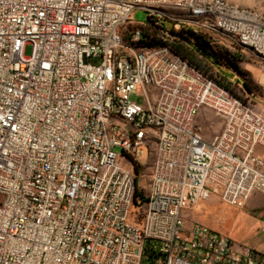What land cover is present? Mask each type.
Here are the masks:
<instances>
[{
	"label": "built area",
	"instance_id": "1",
	"mask_svg": "<svg viewBox=\"0 0 264 264\" xmlns=\"http://www.w3.org/2000/svg\"><path fill=\"white\" fill-rule=\"evenodd\" d=\"M181 30L251 52L264 96V0H0V264H264L188 221L264 197V118L174 53Z\"/></svg>",
	"mask_w": 264,
	"mask_h": 264
},
{
	"label": "rangeland",
	"instance_id": "2",
	"mask_svg": "<svg viewBox=\"0 0 264 264\" xmlns=\"http://www.w3.org/2000/svg\"><path fill=\"white\" fill-rule=\"evenodd\" d=\"M133 18L136 21L143 22L145 21V12L136 10ZM133 27L135 26L131 28ZM206 37L212 46V51L216 54L219 61L216 62L214 59L198 56L201 71H206L209 75H212L213 78L220 81L222 77H225L223 83L228 85L236 95L240 97L245 105L249 106L253 111L264 118V96L260 88L262 74L260 60L248 50L241 51L240 48L233 44L226 36L206 35ZM29 52L30 47L26 46L24 48V54L28 55ZM228 53L240 54V56H237L239 60L235 65L230 63L229 58H227ZM243 83H247L250 87V92L243 90ZM197 120L202 126V134L206 139L213 137L221 128L219 118L216 117L211 110H201ZM136 163L139 164L140 162L136 161ZM143 166L145 168V164L142 165L140 163V168ZM211 199H215V201L211 202ZM258 201H260L259 204H263L262 197H259L257 202ZM218 206L222 208L223 217L226 216L228 208L221 204L217 198L212 197L199 203L195 208L188 211V221H199L209 225V222L217 221V216L214 211Z\"/></svg>",
	"mask_w": 264,
	"mask_h": 264
},
{
	"label": "crops",
	"instance_id": "3",
	"mask_svg": "<svg viewBox=\"0 0 264 264\" xmlns=\"http://www.w3.org/2000/svg\"><path fill=\"white\" fill-rule=\"evenodd\" d=\"M244 6H251L249 1H240ZM262 197L263 204L257 202ZM215 199H211L214 202ZM217 221L209 222L207 226L218 229L228 235L231 239L244 243L258 252L264 253V197L259 193H252L250 197L232 211V217H223L220 206L214 211Z\"/></svg>",
	"mask_w": 264,
	"mask_h": 264
},
{
	"label": "trees",
	"instance_id": "4",
	"mask_svg": "<svg viewBox=\"0 0 264 264\" xmlns=\"http://www.w3.org/2000/svg\"><path fill=\"white\" fill-rule=\"evenodd\" d=\"M178 36L179 41L173 45V51L181 59L186 60L191 66L201 71L200 60L198 59V56H202L203 58L207 57L209 59H214L216 62L219 61L216 57V54L212 51V46L207 40L206 35L196 34L190 30H181L178 32ZM142 44L144 46L151 47L157 45L158 41L154 37H151L143 40ZM237 56H240V54L236 55V53H228L227 58H229L230 63L235 65L236 62L239 60ZM201 72L206 75L209 79L215 81L219 86L227 90L232 96L236 97L241 101L240 97H238L228 85L223 83L225 77H222L220 81L213 78L212 75H209L206 71ZM243 90L250 92V87L247 85V83H243ZM138 167V165H135L136 172Z\"/></svg>",
	"mask_w": 264,
	"mask_h": 264
},
{
	"label": "bare ground",
	"instance_id": "5",
	"mask_svg": "<svg viewBox=\"0 0 264 264\" xmlns=\"http://www.w3.org/2000/svg\"><path fill=\"white\" fill-rule=\"evenodd\" d=\"M261 81H262V77H261Z\"/></svg>",
	"mask_w": 264,
	"mask_h": 264
}]
</instances>
